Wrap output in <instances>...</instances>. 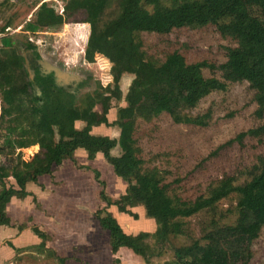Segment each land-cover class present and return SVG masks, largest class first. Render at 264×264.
Masks as SVG:
<instances>
[{
  "label": "trees",
  "instance_id": "1",
  "mask_svg": "<svg viewBox=\"0 0 264 264\" xmlns=\"http://www.w3.org/2000/svg\"><path fill=\"white\" fill-rule=\"evenodd\" d=\"M12 1L30 2L37 9L36 20L27 26L31 33L57 30L68 23L71 15L85 12L84 23L90 26L86 60L94 63L99 55L107 59L112 64L113 86L87 95L80 105L76 92L57 87L52 77L42 76L38 71L34 81L40 86V92L35 91L26 58L5 34L10 24L0 29L5 35L0 45L3 101L0 135L4 136L0 154L17 156L14 167L0 166V226L11 224L7 206L14 197L29 196L28 183L51 174L53 167L65 160L76 163L79 149H84L90 160L102 153L115 174L128 184L127 193L120 200L113 202L102 191L104 200L122 211L128 206H144L157 229L153 234H127L110 213L99 217L100 224L110 233L115 254L128 248L146 264H153L169 247L172 235L184 234L181 220L195 216L211 200H185L174 185L165 182L161 170L146 169L137 137L138 121H151L168 114L176 123L192 122L182 118L183 104L198 106L213 92L225 91L229 85L243 82L254 90L255 115L264 121V0H66L61 13L48 2L38 7L41 0H3V3ZM115 5L116 16L104 23L107 11ZM252 7L257 11L250 10ZM210 25L233 41L228 48V60L219 67L207 61L190 63L178 51L157 61L144 50L141 37L144 33L167 35L178 29ZM24 48L41 59L34 41H27ZM206 69H220L223 79L207 77ZM125 74L134 76L125 98L128 106L119 108L118 118L111 124L112 101L123 99L121 81ZM85 85L88 82L80 87ZM97 107L102 111H97ZM78 121L85 123L84 128L76 127ZM193 123L206 125L201 118ZM102 125L119 127V139L92 133L94 127ZM246 136L263 139L264 123L240 134L238 140ZM33 146H39L40 151L31 162L23 161L22 155L16 154L17 149ZM116 147L121 149L120 156L113 155ZM250 176L243 184L227 177L214 193V197L239 193V222L210 230L189 246L173 247V259L164 264H250L253 245L264 229V155L257 157ZM100 184L106 186L102 181ZM38 235L43 240L39 247L47 249L45 234L38 232ZM49 254L54 253L49 251Z\"/></svg>",
  "mask_w": 264,
  "mask_h": 264
},
{
  "label": "rangeland",
  "instance_id": "2",
  "mask_svg": "<svg viewBox=\"0 0 264 264\" xmlns=\"http://www.w3.org/2000/svg\"><path fill=\"white\" fill-rule=\"evenodd\" d=\"M51 5L61 13L67 1L58 0L52 2ZM34 7L30 2L21 1L16 4L13 1L3 3V0H0V29L10 24L5 34L14 40V44L19 47V52L26 60H28L29 53L24 46L27 41L31 40L37 45L42 60L57 64L67 72L81 76L84 82H88V85L75 93L77 104L80 105L87 95L113 86L112 64L107 59L99 55L94 63H88L86 60L87 42L90 35V26L84 23L86 13L81 11L71 15L68 23L57 30L46 29L31 33L27 31V26L36 20L37 9ZM252 9L257 11L256 7L250 8ZM117 12L115 5L107 11L103 22L113 19ZM4 36V33L0 32V45H2L1 39ZM141 37L145 42L144 50L151 59L163 60L166 54L178 51L190 63L207 61L217 67L226 63L228 48L233 45L231 39L224 38L212 25L178 29L167 35L144 33ZM204 73L207 77L215 76L223 79V72L220 69L214 71L206 69ZM133 79L134 76L131 74L124 75L121 81L123 99L112 101L113 106L109 112L111 120L115 121L118 118L119 108L128 106L125 98ZM254 96L255 92L250 84L246 82L231 84L225 91L213 92L198 106L191 107L187 103L183 104L181 116L192 122L176 123L168 114H163L151 121L139 119L137 137L143 149L146 169L161 170L165 182L174 185L179 196L185 200H211L201 212L191 218L181 220L185 227L184 234L172 235L169 247L162 251L161 257L154 259L153 264H164L172 260L173 247L189 246L194 241L202 239L210 230L235 226L239 222L241 202L239 193H232L226 197H214V193L220 189L221 183L227 177H234L238 184L249 181L250 172L256 164L257 157L264 155V138L259 140L246 136L242 141L238 140L240 134L247 133L264 123L255 115ZM2 105L0 95V116ZM96 110L102 111L100 107ZM198 118L205 121L206 125L194 124L193 121ZM110 129L120 130L116 126ZM3 144L4 136L0 135V149ZM39 151L40 147L33 146L27 149H17L16 154H21L23 161L31 162ZM120 154L122 152L119 148L113 152L114 156ZM16 160L17 156L9 157L0 154V166L12 168L17 163ZM73 167L69 172V165L53 167L52 173L57 172L58 177L56 186L63 190L65 186L68 188L77 186L80 182L79 175H82L83 179L92 182L94 197L91 196V201L97 205L96 207L90 206V208L95 213L102 210L97 218L110 213L119 220L122 226L127 223L130 225V229L123 227L124 231L128 230L130 234L156 232L157 224L147 215L144 206H128L126 211H122L118 206L109 205L104 200L102 191H105L106 197L113 202L120 200L127 193V182H123L121 177L115 175L113 166L109 163L107 167L98 166L93 162L81 164L76 159ZM66 173H68V178L62 177ZM100 181L106 186L102 187ZM59 188H55L56 192L70 195L71 192L67 189L62 193ZM83 193L88 196L87 192ZM71 194L75 197L73 193ZM55 197L57 193L52 198L55 200ZM21 201L14 202L13 200L10 205V211L16 218V226L20 222L18 207L20 208ZM42 208H44L43 205ZM20 209L27 214L26 223L30 226L39 224V219L34 216L38 210L34 203L29 202L25 209ZM90 214L91 218L96 215L92 212ZM75 219L76 214L71 219V227L77 226L73 231L81 238L74 237L80 238L75 241L74 249L69 250L70 252L65 251L64 256L70 259L68 264H146L140 256L125 248L121 249L116 256L110 254V233L100 227L97 219L96 222H89L82 226H80L82 220H78L76 224ZM1 229L3 230V227ZM150 242L154 244V240ZM38 246L36 247L38 250L33 249V253L28 255V260L18 254L14 263L39 264L45 261L43 264H60L51 257L47 249ZM99 247L98 254H96ZM103 251L107 256L103 254ZM95 254L97 259L92 261ZM115 258H119L120 263L112 260ZM250 264H264V229L253 245V259Z\"/></svg>",
  "mask_w": 264,
  "mask_h": 264
},
{
  "label": "crops",
  "instance_id": "3",
  "mask_svg": "<svg viewBox=\"0 0 264 264\" xmlns=\"http://www.w3.org/2000/svg\"><path fill=\"white\" fill-rule=\"evenodd\" d=\"M109 122L113 124L114 120L110 119ZM84 126L85 123L82 121H78L76 123V127L78 129H82L84 128ZM110 128H115V126L108 127L102 125L100 127H94L92 133L97 136H109L112 139H119L121 135V130L117 131ZM118 148L120 149V147H116L113 150V152L116 151ZM75 157L78 161H80L81 164H87L93 162L94 164L97 163L98 166L107 167V163H109L108 161L107 162L105 161L106 158L102 153L97 154L94 160H90L88 153L84 149L77 150ZM73 163L74 162L72 160L71 161L65 160L62 164L58 165V167L69 165V169H68L69 172L70 169L74 168ZM62 177L68 178V173L62 175ZM83 178L84 176L79 175L80 182L77 186H72L69 188L66 186L64 187V190L67 189L69 192L73 193L75 197L72 196L71 193L70 195L69 194L62 195L56 192L57 190L55 188H59L58 186H56V184L58 183V177H57V172H53L52 176L51 174H46L40 176L37 182L28 183L29 186L27 185V189H26V191L29 193L28 197L26 198L14 197L12 199V201L7 206V212L10 217L11 224L0 226V242H1L0 264H13L18 254L19 256H24V259L28 260V255L33 253L34 251L33 249L38 250L36 247L38 245H41L43 242L42 238L38 235V232L45 234L46 240L48 238L47 241L45 240L46 248L48 251L55 254V256L54 254H52L51 257L56 259L57 262L60 264L69 263L70 259H67L64 256L66 254L65 251L70 252L69 250L74 249L73 245L75 241L81 238L79 235L76 236L75 232L73 231L77 226L75 227L73 225V227H71V223H72L71 219L74 218L75 214H76V219H75L76 224L78 220H82L80 224V226H82L83 224L86 225L89 222L90 223L93 221L96 222L97 219V222L102 228L99 218H97V215L99 216L100 211L95 213L90 208V206L96 207L97 205L95 202L91 201V196L94 197L92 182ZM122 181L124 182V180ZM65 183L68 184L66 181ZM59 189L63 193L64 190L62 188ZM83 192H87L88 196H86ZM56 193H57V197H55L54 200L52 197ZM13 200L14 202L22 200L20 202V208L22 209H25V206H27L29 202L34 203L35 208L38 209L34 216L39 219V224L30 226L28 223H26L25 219L27 217V214L22 212V210L18 207L20 213L18 217H20V222L19 225L16 226L15 224H17V222L15 215L12 213V211H10V205L11 203H13ZM89 201L90 203H88ZM42 205L44 208H42ZM91 212L96 214L95 215L96 217L94 216V218H91L92 216L90 214ZM115 219L117 220V218ZM118 223L120 224V222ZM124 226H126V229H130V225L128 223ZM124 226L121 225L122 228ZM2 227L3 230L1 229ZM104 231L106 232V230ZM126 231L127 234H130L128 230ZM138 234L140 233L130 234V235H138ZM74 237H80V238H74ZM103 248H104V244H103ZM99 249L100 247L98 248L96 254H98ZM110 249L111 251L109 252L113 256H116L119 253L118 252L117 254H115L113 252L111 239H110L109 250ZM128 250L131 251L130 249ZM96 254L92 261H95L97 259ZM103 254L106 255L105 251H103ZM112 260L116 261V263L120 261L119 258H115ZM43 263H45V261L39 262V264H43Z\"/></svg>",
  "mask_w": 264,
  "mask_h": 264
},
{
  "label": "flooded vegetation",
  "instance_id": "4",
  "mask_svg": "<svg viewBox=\"0 0 264 264\" xmlns=\"http://www.w3.org/2000/svg\"><path fill=\"white\" fill-rule=\"evenodd\" d=\"M27 51L29 53V55H28L29 57H28V60H26L25 65H26V67H28V65H29L30 66V71H33L34 74H35L34 75V79H31V80H33L32 82H33V86L35 88V91L40 92V86L36 83V81H34L35 80V76H36L38 71L40 72V74L42 76L52 77L54 82H55V84H56V86L61 88V89H63V90H65V91H67V92H76L77 90L81 89L80 86L83 83H80L78 86H75V87L72 84H68V85L65 84V85H61V86L58 85V83L56 82V79L54 77V74L51 71H49L44 65H42L40 63V62H42V58L39 59L35 55V52H32V50H27ZM52 64H54V63H52ZM55 65H57V64H55ZM29 75H30V78H31L30 72H29Z\"/></svg>",
  "mask_w": 264,
  "mask_h": 264
},
{
  "label": "water",
  "instance_id": "5",
  "mask_svg": "<svg viewBox=\"0 0 264 264\" xmlns=\"http://www.w3.org/2000/svg\"><path fill=\"white\" fill-rule=\"evenodd\" d=\"M44 65L49 71L54 74L56 82L58 85H68L72 84L74 87L78 86L80 83L84 82V79L81 78L79 75H75L73 73L67 72L66 70L62 69L60 66L47 62L46 60H42L40 62ZM27 69L31 74V79L34 78V72L30 71V66L28 65Z\"/></svg>",
  "mask_w": 264,
  "mask_h": 264
},
{
  "label": "built area",
  "instance_id": "6",
  "mask_svg": "<svg viewBox=\"0 0 264 264\" xmlns=\"http://www.w3.org/2000/svg\"><path fill=\"white\" fill-rule=\"evenodd\" d=\"M55 1H58V0H41L40 3H39V5H38V7H39L40 5H42L43 3H47V2H48V3H52V2H55ZM38 7H37V8H38Z\"/></svg>",
  "mask_w": 264,
  "mask_h": 264
}]
</instances>
